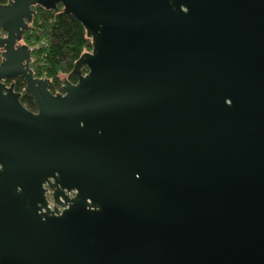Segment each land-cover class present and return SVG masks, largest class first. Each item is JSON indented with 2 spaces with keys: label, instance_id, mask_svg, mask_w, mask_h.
I'll return each mask as SVG.
<instances>
[{
  "label": "water",
  "instance_id": "water-1",
  "mask_svg": "<svg viewBox=\"0 0 264 264\" xmlns=\"http://www.w3.org/2000/svg\"><path fill=\"white\" fill-rule=\"evenodd\" d=\"M37 5L93 44L56 95ZM0 50V264H264V0H10Z\"/></svg>",
  "mask_w": 264,
  "mask_h": 264
},
{
  "label": "trees",
  "instance_id": "trees-1",
  "mask_svg": "<svg viewBox=\"0 0 264 264\" xmlns=\"http://www.w3.org/2000/svg\"><path fill=\"white\" fill-rule=\"evenodd\" d=\"M7 2L0 0V4ZM33 9V21L22 41L33 50L31 68L35 77L48 79L49 89L56 95L62 91L65 82L77 83L73 73L75 64L81 56L92 52V40L84 26L66 13L62 5L57 12L38 5ZM25 88L24 80L18 79L14 89L21 93L22 104L35 106L34 98L25 92Z\"/></svg>",
  "mask_w": 264,
  "mask_h": 264
},
{
  "label": "flooded vegetation",
  "instance_id": "flooded-vegetation-1",
  "mask_svg": "<svg viewBox=\"0 0 264 264\" xmlns=\"http://www.w3.org/2000/svg\"><path fill=\"white\" fill-rule=\"evenodd\" d=\"M10 2V0H8V2L7 3H4L3 5H6V4H8ZM31 26V25H30ZM2 36H6V34L5 33H2ZM23 41H21V42H18V44H17V47H29V46H27L26 44H23L22 43ZM32 49V48H31ZM2 52L3 51H1L0 50V64L3 62V58H2ZM32 61H33V50H32ZM32 61H31V65H32ZM31 65H30V67H31ZM32 69V68H31ZM85 70L86 69H83L82 70V72L85 74L86 72H85ZM19 79H22L21 77L19 78ZM18 79H16L15 81H11V80H7V81H5V83H6V85L8 86V87H10L11 85H13L14 86V88H15V83H16V81H17ZM24 80V79H23ZM25 82V81H24ZM25 84H26V82H25ZM26 107V109L27 110H29L30 112H32V113H34V114H38V108H37V106H25ZM47 196H48V200H49V207H50V209H53V207H54V201H53V198H52V192H50V193H48L47 194ZM70 197H72V194L70 195Z\"/></svg>",
  "mask_w": 264,
  "mask_h": 264
},
{
  "label": "rangeland",
  "instance_id": "rangeland-1",
  "mask_svg": "<svg viewBox=\"0 0 264 264\" xmlns=\"http://www.w3.org/2000/svg\"><path fill=\"white\" fill-rule=\"evenodd\" d=\"M22 43H23V44H25V42H24V41H23Z\"/></svg>",
  "mask_w": 264,
  "mask_h": 264
}]
</instances>
